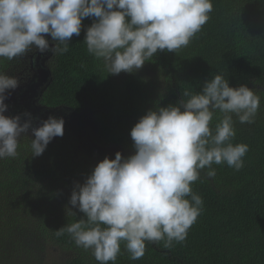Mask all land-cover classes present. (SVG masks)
Listing matches in <instances>:
<instances>
[{
  "label": "clouds",
  "instance_id": "clouds-1",
  "mask_svg": "<svg viewBox=\"0 0 264 264\" xmlns=\"http://www.w3.org/2000/svg\"><path fill=\"white\" fill-rule=\"evenodd\" d=\"M212 11V0H0V58L12 61L33 50L64 55L72 37L80 36L82 20L93 17L84 40L88 53L103 59L111 75L131 74L158 50L187 47ZM19 83L17 77L0 72V159L15 158L21 137L29 131L35 137L32 157L41 156L53 138L64 135L62 117L49 116L34 127L30 113L23 114L26 120L4 115L5 100ZM259 107L255 91L245 85L232 88L217 74L186 102L148 111L130 132L135 154L105 157L83 184L77 183L65 211L76 217L72 209H77L83 218L54 235L67 233L99 264H116L122 242L132 261L144 256L146 241H163L166 249L173 242L183 243L204 210L203 198L191 185L204 169L206 177L214 179L213 164L224 163L235 171L244 167L249 146L232 143L233 115L251 125ZM217 112L223 115L213 130L210 124ZM94 136L91 131L87 137L91 144Z\"/></svg>",
  "mask_w": 264,
  "mask_h": 264
},
{
  "label": "trees",
  "instance_id": "trees-1",
  "mask_svg": "<svg viewBox=\"0 0 264 264\" xmlns=\"http://www.w3.org/2000/svg\"><path fill=\"white\" fill-rule=\"evenodd\" d=\"M212 3L209 21L189 45L176 52L158 50L145 62V73L111 75L103 59L88 53L84 40L93 17L82 20L81 34L72 37L67 53L48 52L44 61L50 79L37 105L74 113L86 109L96 124L93 142L124 151V158L135 154L130 132L141 117L150 110L176 106L181 99L186 102L217 74L228 79L230 87L245 85L260 97L254 124H241L233 115L236 136L232 143L249 146L244 167L235 171L224 163L213 164L214 179L207 178L204 169L201 179L191 185L203 198L204 210L186 240L173 242L171 249L164 248L163 241H146L144 256L135 261L129 259L122 242L116 264H264V0ZM45 38L53 46L51 37ZM19 58H0V72L13 76ZM222 115H214L213 130ZM31 140L19 142L15 158L0 159V264L15 261L21 230L13 222L24 215V209L29 214L26 204L31 202L39 205L34 224L40 225L45 242L68 254V258H45L42 264H99L90 250L77 247L67 233L54 235L83 218L77 209H72L76 217L66 215L65 209L71 207L68 202L75 185L83 184L90 173L83 174V167L72 161L71 151L57 144L32 157ZM40 158L46 164L35 167L32 160ZM43 183L54 188L43 202L23 197L30 185Z\"/></svg>",
  "mask_w": 264,
  "mask_h": 264
},
{
  "label": "rangeland",
  "instance_id": "rangeland-1",
  "mask_svg": "<svg viewBox=\"0 0 264 264\" xmlns=\"http://www.w3.org/2000/svg\"><path fill=\"white\" fill-rule=\"evenodd\" d=\"M45 37L48 38L47 35ZM36 52L37 51L35 50L30 51L25 56L19 58L20 62L13 76L17 77L20 83L18 88L14 91H11V95L8 99L5 100V104H7V106L14 103V100L17 97L18 93L24 90L30 83L33 77V70L31 69L30 65V57ZM26 61L28 62L26 63ZM146 68L147 67L144 64L141 69L136 71L134 70V72L145 73ZM124 75H129V73L122 72L117 76ZM35 107L37 108V104L35 105ZM37 109L42 112V110H40L41 108ZM37 109H35V111L36 113H39ZM32 118H37V115L32 116ZM90 118L91 115L88 116L85 114V119ZM64 120V135L62 137L53 138V140L49 144H57L64 151L70 150L72 161L78 162V164L83 167V174H91L95 166L105 157H99L90 141H88L87 136H91V131L88 126H85L79 121H74L73 119ZM25 138L35 139V137L31 135L30 131L27 134V137L22 136L21 140H25ZM25 152L26 151H24V153ZM105 156L109 159H115V155ZM32 163H34L35 167L46 164L45 159L42 158L32 160ZM32 185L29 186L30 190H27L28 194L26 196H23L22 194L21 196H29V198L36 202H43L49 193L53 194L54 188L47 183H43L40 187L37 185H33V187ZM26 205H28L29 207V214H26V210L24 209V215H21L13 222L14 224L16 223V225L20 228L21 236L19 239V249L17 252V257L12 264H42V261L45 258H68V254L61 253L58 248L53 247L45 242L41 232L38 229L40 225L34 224L36 215L40 214L38 208L39 205L34 202ZM36 224H38V222H36Z\"/></svg>",
  "mask_w": 264,
  "mask_h": 264
},
{
  "label": "water",
  "instance_id": "water-1",
  "mask_svg": "<svg viewBox=\"0 0 264 264\" xmlns=\"http://www.w3.org/2000/svg\"><path fill=\"white\" fill-rule=\"evenodd\" d=\"M49 54L50 53L48 52L40 54L37 51L30 57V65L31 69L33 70V77L28 86L18 93L17 97L15 98L16 101L14 100V103L8 105L7 111L4 113L5 116L14 111H17L18 114L20 113L22 115L26 112L30 113L32 116L37 115V118H33V126L39 127L40 122L44 120L45 115L52 112L51 109H44L42 110V112H40L35 106H33V104L36 103L39 99L42 90L47 85L50 79V71L44 65V61ZM22 109H24L25 111H23ZM35 109H37L39 113H36ZM85 111L86 109L80 114L70 111L69 114H67L61 110L60 112H62V114H60V117H62L63 119H68L70 118V116H73L74 120H80L83 124L88 126L93 135H95L97 132L96 124L92 120L83 122L84 120L82 118L85 117ZM26 119L27 117H25V120ZM92 145L99 157H106L105 155H115L117 152H120L122 157L125 156L124 151L115 147H105L95 144Z\"/></svg>",
  "mask_w": 264,
  "mask_h": 264
},
{
  "label": "flooded vegetation",
  "instance_id": "flooded-vegetation-1",
  "mask_svg": "<svg viewBox=\"0 0 264 264\" xmlns=\"http://www.w3.org/2000/svg\"><path fill=\"white\" fill-rule=\"evenodd\" d=\"M37 104V102L36 103H34L33 104V106H35ZM37 108H41L39 105H37ZM23 111H25L24 109H22ZM40 110H44V109H40ZM52 110V112L50 113V114H46L45 115V118H44V120H47L48 119V117L49 116H53V117H56V118H61L60 117V114H62V112H57V110L56 109H51ZM16 115H21V117H22V120H25V117L22 115V114H18L17 113V111H14V112H11V113H9L7 116L8 117H12V116H16ZM34 125V124H33ZM89 136V135H88ZM87 136V137H88ZM88 141H90V140H88Z\"/></svg>",
  "mask_w": 264,
  "mask_h": 264
}]
</instances>
